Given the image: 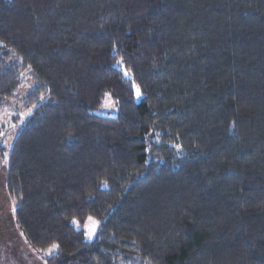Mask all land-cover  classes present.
I'll list each match as a JSON object with an SVG mask.
<instances>
[{
	"label": "trees",
	"instance_id": "1",
	"mask_svg": "<svg viewBox=\"0 0 264 264\" xmlns=\"http://www.w3.org/2000/svg\"><path fill=\"white\" fill-rule=\"evenodd\" d=\"M25 71L6 191L46 264H264V0H0V104Z\"/></svg>",
	"mask_w": 264,
	"mask_h": 264
},
{
	"label": "rangeland",
	"instance_id": "2",
	"mask_svg": "<svg viewBox=\"0 0 264 264\" xmlns=\"http://www.w3.org/2000/svg\"><path fill=\"white\" fill-rule=\"evenodd\" d=\"M124 75L130 77L129 72L125 70ZM32 85L33 80L30 73L25 71L22 75V81L15 91V97L0 104V264H46L41 256L29 248L16 226L14 205L6 191L7 155L17 131L33 110V106L24 107L22 105V98L31 89ZM132 87L134 99L139 100L141 93L137 96V85L133 83ZM94 112L98 115L114 116L117 113V106L110 95L106 94L102 105ZM90 217L86 218L82 226L76 220H72L75 228H83L84 239L88 241L95 237L99 226V221L93 217L90 220ZM94 221L97 223L93 231ZM89 232H92L91 238L88 236ZM51 248L52 246L49 249ZM49 249L47 253H50Z\"/></svg>",
	"mask_w": 264,
	"mask_h": 264
},
{
	"label": "snow or ice",
	"instance_id": "3",
	"mask_svg": "<svg viewBox=\"0 0 264 264\" xmlns=\"http://www.w3.org/2000/svg\"><path fill=\"white\" fill-rule=\"evenodd\" d=\"M137 96H139L140 95V91H139V89H137ZM90 220H91V217L89 218ZM74 223H76L75 221H74ZM97 222H93V231L95 230V224H96ZM91 235H92V232H89L88 233V236H89V238H91ZM58 247V245H52V248L51 249H49V252L51 253V251L52 250H54V249H56Z\"/></svg>",
	"mask_w": 264,
	"mask_h": 264
}]
</instances>
